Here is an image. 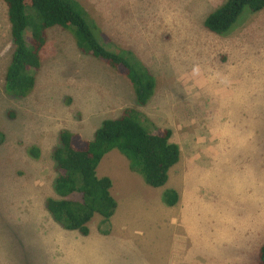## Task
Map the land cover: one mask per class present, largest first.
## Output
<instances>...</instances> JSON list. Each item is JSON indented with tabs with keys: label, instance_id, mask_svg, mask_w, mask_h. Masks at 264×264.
<instances>
[{
	"label": "rangeland",
	"instance_id": "374dc122",
	"mask_svg": "<svg viewBox=\"0 0 264 264\" xmlns=\"http://www.w3.org/2000/svg\"><path fill=\"white\" fill-rule=\"evenodd\" d=\"M225 1L134 0L131 15V0H102L103 23L98 1L81 2L102 28L101 46L118 56L124 47L154 83L144 106L129 94L124 105L85 111L87 96L102 98L92 89L110 94L107 72L132 84L91 59L69 30L54 27L34 73L36 88L24 99L8 97L3 85L13 45L0 0V264H257L264 243V8L244 10L229 33L212 34L204 20ZM26 13L34 17L32 9ZM119 25L124 30L113 36ZM125 108L170 130L178 143L180 160L164 188L179 191V205L165 206L160 188L144 184L119 153L118 167L121 159L110 154L96 173L116 179L122 218L105 239L97 234L99 215L87 237L66 231L45 208L46 199H57L58 134L91 141ZM30 147L39 150L37 159L27 154ZM116 169L125 175L116 178Z\"/></svg>",
	"mask_w": 264,
	"mask_h": 264
},
{
	"label": "trees",
	"instance_id": "16d2710c",
	"mask_svg": "<svg viewBox=\"0 0 264 264\" xmlns=\"http://www.w3.org/2000/svg\"><path fill=\"white\" fill-rule=\"evenodd\" d=\"M6 5L13 52L4 76L5 95L24 99L34 88V73L40 67V52L46 43V31L52 27L69 30L81 39L87 55L98 59L124 75L132 84L138 106L146 105L152 95L153 78L141 64L129 60L131 52L122 55L106 51L101 31L91 24V18L74 0H1ZM264 8V0H226L204 20V28L215 35L231 31L244 10L253 14ZM34 11V17L26 13ZM171 131L158 129L137 110L126 109L116 119L106 120L95 131L91 141L78 134L61 130L52 160L56 172L53 183L57 199L48 198L45 208L53 221L67 231L82 236L89 234L88 224L95 215L106 227L116 209L111 196L109 177H98L96 169L111 151L119 152L129 169L141 176L152 188L163 187L169 170L180 157L178 145L170 141ZM32 159L39 157L37 147L27 149ZM75 196V198H74ZM178 193L166 189L161 201L167 207L178 202ZM106 232V231H105ZM257 264H264V243L258 250Z\"/></svg>",
	"mask_w": 264,
	"mask_h": 264
},
{
	"label": "crops",
	"instance_id": "0c3cea01",
	"mask_svg": "<svg viewBox=\"0 0 264 264\" xmlns=\"http://www.w3.org/2000/svg\"><path fill=\"white\" fill-rule=\"evenodd\" d=\"M74 1H76L82 8H83V10H84V12L87 14V15H89V13H88V11L86 10V9H84V7H83V5H81L82 3L81 2H89V1H94V2H99V4H96V6H95V10H96V12L98 11V13H99V15H100V17H101V21H102V23H103V21H104V14H102L101 13V10H100V8H101V1L102 0H74ZM99 8V10H97ZM130 8H132V13H131V15H134V0H131V2H130V4H129V10H130ZM94 10V9H93ZM112 17H114V16H112ZM106 18V17H105ZM107 18H110V17H107ZM98 25H99V22H98ZM9 27H10V25H9ZM52 28H54V27H52ZM101 28V27H100ZM112 29H114L113 31H110V32H112V35L113 36H116L117 37V33L120 31V30H124L123 28H122V26H117L116 28H112ZM100 31H102V28L101 29H99ZM46 34H47V31H46ZM9 35H10V28H9ZM46 43H47V35H46ZM46 43H45V45H46ZM45 45H44V47H45ZM110 45V44H109ZM120 45H124L122 42L120 43ZM43 47V48H44ZM42 48V50L41 51H43L44 49ZM121 49H123V50H126L124 47H121ZM127 51V50H126ZM41 53L42 52H40V59H41ZM91 57V56H90ZM91 59H93V57L91 58ZM8 66V65H7ZM6 69H7V67H6ZM5 73H6V70H5ZM75 73V72H74ZM106 74H108L109 76H104V77H106V78H111L112 77V79H111V83L108 85V86H106L107 87V90L106 91H110V94L109 95H107L106 94V92H104V90L103 89H101V88H97V87H95L94 89H92L91 91V93H94V91H102V93H100V95H101V97L102 98H99V99H101V100H99V99H97V98H93V97H88L87 96V105L84 107V110L86 111V110H94V111H105L107 108H109V107H114V108H116L119 104H120V102H122L121 104L122 105H124V104H126L127 102V98H128V96H129V94L130 95H132V96H134V92H133V88L132 87H130L126 82H121L120 81V77L119 76H113V72H107ZM66 77H67V79H69L70 81H71V83L72 82H76V85H77V83H78V80H77V78L76 77H72L71 75H66ZM65 77V78H66ZM129 81V80H128ZM126 83V84H125ZM120 85H122L123 86V88H120ZM63 86H64V84H63ZM82 86H84V85H82ZM86 87L85 88H87V87H89L88 85H85ZM36 88V81H35V84H34V88H33V90L31 91V93L34 91V89ZM80 89V93L81 94H83V92H82V90L84 91V92H86L83 88L81 89V88H79ZM88 89V88H87ZM30 93V94H31ZM87 93V92H86ZM86 93L84 94L85 96H86ZM108 97H109V99H108ZM122 100V101H121ZM124 110H126V108L124 109ZM123 110V111H124ZM120 111V110H119ZM122 111V112H123ZM172 137L170 138V141L172 142ZM172 143H174V144H176V145H178V143H176V142H172ZM179 147V146H178ZM119 152H109V153H107L105 156H107V155H110V154H113V155H116L117 157H119L120 159V163L118 164V167H119V165H121V163H122V161H124V159L121 157V156H119V154H118ZM180 155H181V152H180ZM104 156V157H105ZM104 157L102 158V160L104 159ZM102 160L100 161V163H99V165H98V167H97V170L99 169V167H100V164H101V162H102ZM179 160H180V157H179ZM127 161V160H126ZM179 162V161H178ZM177 162V163H178ZM113 162H111V164H112ZM128 163V162H127ZM115 165V167H117V165L116 164H114ZM175 166V165H174ZM129 168V167H128ZM173 168V167H172ZM171 168V169H172ZM171 169L169 170V172H168V180H167V182L169 181V175H170V172H171ZM119 171V169H116L115 170V173H114V176H116V178H119L120 176H124L125 175V171H121V172H118ZM131 171V170H130ZM132 172V171H131ZM122 173H124V174H122ZM134 173V172H133ZM136 174V173H135ZM98 175V174H97ZM138 175V174H137ZM98 177H109L110 179H111V182H112V186H111V195H112V197H113V199L115 200V202H116V209H115V212H114V214H113V216L111 217V219L109 220V224L106 226V227H104L103 225H102V218L100 217V219L99 220H97L98 221V228H97V234L99 235V237L101 238V239H105V235H107V237L109 238V237H111V235H110V232H112V230H113V227H115V224H114V221L116 220V217H117V215L120 217V218H122V214H123V212L121 211V214H120V210H119V208H120V203H119V201L116 199V197H115V191H116V193L118 192V191H120V186L117 184V181H116V179L115 178H112V175H107L106 173H103V174H101L100 176L98 175ZM143 180V179H142ZM144 182V181H143ZM167 182H166V184L164 185V186H166L167 185ZM145 184V183H144ZM164 186L163 187H161L162 188V190H160L159 189V193L160 194H162V192L164 191V190H166V189H173V190H175L177 193H178V197H179V191L177 190V189H174V188H164ZM157 189V188H156ZM150 195H151V192H150ZM158 195V194H157ZM157 195H156V198H157ZM159 197V196H158ZM118 198H119V195H118ZM160 199H161V197H160ZM178 202H179V199H178ZM177 202V204L176 205H179V203ZM174 207V206H173ZM173 207H171V208H173ZM161 209H164V208H161ZM94 218V217H93ZM92 218V219H93ZM91 221H93V220H91ZM90 224H91V222L88 224V227L90 226ZM65 230V229H64ZM67 231V230H66ZM106 231V232H105ZM89 232H90V230H89ZM101 234V235H100ZM103 234V235H102ZM80 235V234H79ZM89 235V234H88ZM87 235V236H88ZM82 236V235H81ZM87 236H83V237H87ZM261 247V246H260ZM182 256V255H181ZM182 259H184V257L182 256Z\"/></svg>",
	"mask_w": 264,
	"mask_h": 264
},
{
	"label": "clouds",
	"instance_id": "9594fccd",
	"mask_svg": "<svg viewBox=\"0 0 264 264\" xmlns=\"http://www.w3.org/2000/svg\"><path fill=\"white\" fill-rule=\"evenodd\" d=\"M30 95V94H29Z\"/></svg>",
	"mask_w": 264,
	"mask_h": 264
}]
</instances>
